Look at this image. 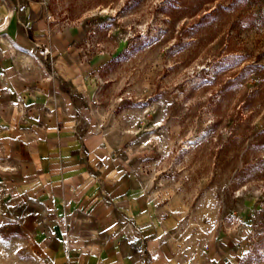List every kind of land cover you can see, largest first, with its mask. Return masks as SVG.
<instances>
[{"label": "rangeland", "instance_id": "obj_1", "mask_svg": "<svg viewBox=\"0 0 264 264\" xmlns=\"http://www.w3.org/2000/svg\"><path fill=\"white\" fill-rule=\"evenodd\" d=\"M0 22V110L39 66L23 41L74 29L96 132L165 207L181 253L264 264V0H0ZM20 149L0 124V264H46Z\"/></svg>", "mask_w": 264, "mask_h": 264}, {"label": "crops", "instance_id": "obj_2", "mask_svg": "<svg viewBox=\"0 0 264 264\" xmlns=\"http://www.w3.org/2000/svg\"><path fill=\"white\" fill-rule=\"evenodd\" d=\"M23 42L49 54L39 55L30 86L20 79L0 110V124L21 146L20 179L41 201L45 263L221 264L214 261L217 250L181 253L165 207L118 152L116 140L96 132L95 90L78 33L43 24Z\"/></svg>", "mask_w": 264, "mask_h": 264}, {"label": "built area", "instance_id": "obj_3", "mask_svg": "<svg viewBox=\"0 0 264 264\" xmlns=\"http://www.w3.org/2000/svg\"><path fill=\"white\" fill-rule=\"evenodd\" d=\"M49 54V49L48 48H42L39 50V55L40 56H47Z\"/></svg>", "mask_w": 264, "mask_h": 264}]
</instances>
